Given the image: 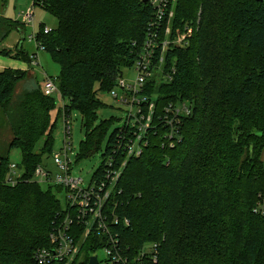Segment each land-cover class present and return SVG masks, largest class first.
<instances>
[{"label":"trees","instance_id":"trees-1","mask_svg":"<svg viewBox=\"0 0 264 264\" xmlns=\"http://www.w3.org/2000/svg\"><path fill=\"white\" fill-rule=\"evenodd\" d=\"M33 5L59 19V27L48 32L41 24L36 38L61 66L53 78L68 99L65 108L83 115L86 138L79 158L93 156L108 129L107 122L93 125L106 105L98 92L110 91L133 65L156 6L152 0H33ZM173 8L174 27L193 23L195 29L189 45L168 53L165 67L174 65L176 73L153 85L156 126L142 154L127 158L104 208L121 257L114 264H264V217L255 210L264 193V1L176 0ZM24 25L1 16L0 42ZM0 54L12 51L0 46ZM13 56L32 60L21 48ZM28 81L27 71L0 72V117L12 134L4 144L0 127L1 165L6 169L11 150L19 149L24 170L17 185H0V264H45L35 252L50 244L63 211L53 187L33 180L37 165L52 157L56 96L45 95L38 82L30 88ZM177 101L191 102L193 110L182 115L170 143L158 115ZM123 133L130 134L122 127L110 132L92 179L103 176L105 158L114 154ZM114 155L122 159V153ZM84 229L74 230L81 251L71 264H89L110 241L108 233L94 229L78 237Z\"/></svg>","mask_w":264,"mask_h":264},{"label":"built area","instance_id":"built-area-1","mask_svg":"<svg viewBox=\"0 0 264 264\" xmlns=\"http://www.w3.org/2000/svg\"><path fill=\"white\" fill-rule=\"evenodd\" d=\"M176 0H152L156 6L155 15L148 23L145 40L140 46V51L132 66L136 68L134 81L124 79V70L116 80V85L110 90L115 100L129 108L128 117L123 123L122 131L130 132L127 136L123 133L122 139L116 143L114 154L122 153L119 160L114 154L107 155L103 164V176L91 180V184L85 187L83 178L72 175L73 163L70 159L69 150L72 143L68 140L71 132V120L68 111L64 107L65 115V145L63 150L52 155L51 162L37 165L33 180L48 187H57L65 190L66 206L63 207L61 217L56 221L50 234V244L36 250V258L45 264H71L81 251V241L77 239L78 226L85 225L80 238H85L94 229L99 233L109 234L110 241L105 245L108 254V263L120 262V254L116 251L117 240L110 234L108 225L107 209L108 199L114 190L122 173L123 167L130 156H140L143 145L148 143L146 135L150 128L156 126L155 119L158 111V97L154 91L149 92L147 85H157L160 82L170 81L176 73V67L170 65L166 69V58L171 49L186 47L189 45V38L194 33V24L185 27L173 26L174 4ZM27 24L34 22V5L23 13ZM197 29V28H196ZM49 29L46 27L45 32ZM38 49H44L36 38V34L30 36ZM32 56V63L35 64V57ZM121 88L122 91H119ZM42 90L47 96H58L63 99L62 93L51 76H47L42 84ZM192 103L189 101L169 102L159 114L158 123L161 121L167 127L165 138L173 143V135H177V128L182 120V115L192 113ZM176 122V123H175ZM132 132V133H131ZM24 170L18 163L11 162L4 169L0 160V185L15 186L20 181ZM256 212L264 217V193L259 195ZM118 218L113 221L117 222ZM76 226V229H74ZM74 231V232H73ZM153 248L157 249L158 244L154 243ZM100 260V259H99ZM154 260H157L156 255ZM123 261L127 259L123 258Z\"/></svg>","mask_w":264,"mask_h":264},{"label":"rangeland","instance_id":"rangeland-1","mask_svg":"<svg viewBox=\"0 0 264 264\" xmlns=\"http://www.w3.org/2000/svg\"><path fill=\"white\" fill-rule=\"evenodd\" d=\"M11 1V2H10ZM9 6L11 7L12 17L20 22H25L24 18L21 17L20 11L23 9V5L27 3L29 7L33 6V0H8ZM7 2V5H8ZM27 5H25L27 7ZM20 13V14H19ZM198 23L201 18V9L198 12ZM19 15V16H18ZM18 16V17H17ZM34 24L32 22L30 24H26V29L24 32V49L26 51L31 52L30 54L37 52L35 57V64L33 66V75L30 78V81L27 82V86L30 88L35 86L38 83L40 85L43 84L45 78L47 76L58 77L61 72L60 64L53 59L51 54L47 52L45 49L36 50V43H30L29 37L30 35L37 34L40 30V25L44 24L49 30L57 29L59 27V19L46 9L40 6H34ZM34 49V50H33ZM34 51V52H32ZM33 56V55H32ZM32 61V60H31ZM136 78V68L135 66H131L129 68L124 69V79L126 81H134ZM147 89L150 87L148 91H154L153 85L151 83L147 85ZM119 91H122L121 88H118ZM98 97L106 104L105 106L99 108L97 118L94 120L93 125L96 127L103 122L108 123L107 134L103 138L101 143V147L96 152L95 155L87 157H80L79 154L81 152V142L86 138V130L83 127L84 118L81 112L77 109H72L68 112V115L71 120V132L69 141L72 143V148L69 150L70 159L73 163L71 173L75 177L83 178L84 186L88 187L92 182V176L95 171L102 164V153L106 147V139L111 131H113L117 127H121L125 120L128 117L129 108L123 104L118 103L115 98L111 95L110 91H99ZM68 103V99H61L56 96V107L51 112V120L52 123L55 124V128L53 130V144H52V155L55 153H59L63 150L65 145V115H64V107ZM68 111V109H66ZM2 119V118H1ZM43 143V140L40 142V146ZM52 158V157H51ZM264 158V152H263ZM10 160L15 163H19L21 161V153L19 149H12L10 152ZM50 167L54 168L53 162L51 159L48 160ZM21 167V166H20ZM48 187L46 185H43ZM54 192L57 194L58 198L61 200L62 207L66 206V198H65V190H59L57 187H54ZM95 255L98 256L100 260L106 259L108 254L105 248L99 249Z\"/></svg>","mask_w":264,"mask_h":264},{"label":"crops","instance_id":"crops-1","mask_svg":"<svg viewBox=\"0 0 264 264\" xmlns=\"http://www.w3.org/2000/svg\"><path fill=\"white\" fill-rule=\"evenodd\" d=\"M25 5H27V3H25ZM25 5H23V9L20 11V13L22 12L21 17H23V13L30 8L28 5H27V7ZM10 8L11 7L9 6V2H8V5L6 4L4 6L2 0H0V17L4 16V17L14 19L12 17L13 15L11 14ZM26 24L27 23H25V25L22 26L21 29H14L13 31H11V33L4 40H2L0 42V46L2 48H6V49L12 51L11 55L0 54V72H3L4 70L10 69V68L11 69H19V70L27 71L28 72V78L32 77V75H33V66L32 65H34L32 63V61H31V63H29L23 59L16 58L13 56L17 52V50H19L20 48L25 50L23 46L25 44L24 43V40H25L24 32L26 29V27H25ZM32 24H33V26H35L34 22ZM30 36H32V35H30ZM29 41H31L30 43H35L33 40H30V37H29ZM36 50L38 51V48H36ZM32 52H34V51H32ZM26 53H28V56L31 59H32V55L37 54V52L30 54L31 52H29V51H26ZM24 83H25L24 80L20 82L17 93H19V91L24 87ZM1 117H0V127L2 130V141L4 144H6V142L12 137L11 128L9 127V125H6L3 123V120L1 119Z\"/></svg>","mask_w":264,"mask_h":264},{"label":"water","instance_id":"water-1","mask_svg":"<svg viewBox=\"0 0 264 264\" xmlns=\"http://www.w3.org/2000/svg\"><path fill=\"white\" fill-rule=\"evenodd\" d=\"M258 1H264V0H258ZM89 264H100V260L98 258L97 255H93L90 260H89Z\"/></svg>","mask_w":264,"mask_h":264}]
</instances>
